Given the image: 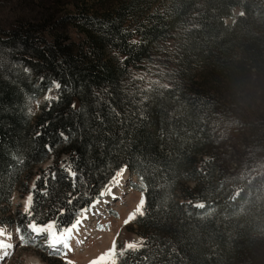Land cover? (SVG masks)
<instances>
[{
    "label": "trees",
    "instance_id": "trees-1",
    "mask_svg": "<svg viewBox=\"0 0 264 264\" xmlns=\"http://www.w3.org/2000/svg\"><path fill=\"white\" fill-rule=\"evenodd\" d=\"M2 1L17 11L0 17V206L59 160L30 191L31 216L6 222L67 226L127 167L144 241L116 264H260L264 103L243 90L253 76L264 87V0ZM234 133L231 168L219 149Z\"/></svg>",
    "mask_w": 264,
    "mask_h": 264
},
{
    "label": "rangeland",
    "instance_id": "rangeland-1",
    "mask_svg": "<svg viewBox=\"0 0 264 264\" xmlns=\"http://www.w3.org/2000/svg\"><path fill=\"white\" fill-rule=\"evenodd\" d=\"M27 9L29 7H24L20 10ZM60 9L67 12L73 11L70 5L62 6ZM15 11H17L15 6H10L5 1L0 2V17L2 16L4 23L11 22L12 18L9 17H13V12ZM241 13L240 8L234 10L235 16ZM231 21L232 19H228L227 23ZM70 33L74 39H78L79 36L75 30L70 29ZM244 88L243 96L246 97L247 101L250 98L259 97L260 100L258 102L260 105H263L261 103H264V87L256 77H251V81ZM57 97L58 88L54 85L46 95L32 102L31 111L33 115H37L40 112L45 102L56 99ZM238 137L239 135L237 133L232 134V138L222 143L219 149L224 159V164L229 165L231 168L235 167L233 161L235 159V151L239 148ZM62 159H66V155H63ZM56 162L58 163L59 160L52 155L44 163L36 166L31 173V177L25 179V182L14 191L11 204L7 207L0 206V242L12 246L8 249H0V264H49V252L52 248L49 246L48 233L37 234L30 230L29 232L26 231L27 235H24L22 231L15 226L9 225L6 221L7 219H14L15 212L18 210L25 212L27 197L30 194L33 196L30 192L33 189V184L36 185L37 180H39L37 178H40L43 172H47L48 168ZM60 166H64V163H61ZM125 171L126 176L122 180V193L119 196H114L115 199L109 196V194L100 197V202L97 207L102 206L103 209L91 214L92 208L87 213V219L83 221L82 228L80 227V231H83L81 234L80 231L78 234H74V237L69 241L71 250L66 253H61V258L67 264H92L102 254L109 252L113 248H115V259L117 262L118 253L125 250L128 243H139L141 241L143 243L144 240L137 233V226L134 225V220L127 225L124 223L143 198L142 194L134 187L138 182L137 177L128 170ZM111 181L107 185H111ZM108 197L111 199L109 200ZM49 223H52V221L47 224ZM45 225L39 226L43 227ZM29 234L31 236L30 239ZM21 235L29 239L26 245H22ZM5 251L8 253L7 256L3 254ZM106 259L111 260L110 257ZM260 264H264V249L260 254Z\"/></svg>",
    "mask_w": 264,
    "mask_h": 264
},
{
    "label": "snow or ice",
    "instance_id": "snow-or-ice-1",
    "mask_svg": "<svg viewBox=\"0 0 264 264\" xmlns=\"http://www.w3.org/2000/svg\"><path fill=\"white\" fill-rule=\"evenodd\" d=\"M56 88L60 87L59 83L55 84ZM61 136H64L63 133H61ZM67 139V137H64ZM70 169V166H69ZM124 169H120L119 172L116 173L115 177H113L112 184L116 185L120 183L119 177L123 174ZM73 177L76 176V172L72 171L70 173ZM39 179V177L37 178ZM53 179H55V174H53ZM36 188V185L33 184V189ZM112 193V187L109 185L105 186V190H102L98 197L93 201V203L87 207L79 209L73 218V220L67 225H58V222L54 221L52 223H49L43 227L37 225L36 223L32 222L29 223L28 227L31 229L32 232L34 233H48V242L49 246L54 250L53 254H61V253H66L67 251H70V244L69 241L74 237V234H78L80 227L82 226V223L84 220L87 219V213L92 210L93 207H95L96 204L100 202V197H104L105 195L111 194ZM44 196H48L49 193L47 190L43 191ZM69 196H71V193H69ZM76 199V197H72L67 201L68 204H71L72 201ZM113 199L115 197L113 196ZM33 204V196L30 194L27 197V202H26V208L25 212L28 213L29 216H31V207ZM145 200L142 198L139 201L138 206L135 208V210L127 217V219L124 221L125 225L128 223L132 222L137 218V216H144L145 215ZM61 214L63 215L64 210L60 209ZM31 238L29 234V239ZM22 245H26L29 242V239H26L24 235H21L20 237ZM142 244V241L137 243V242H131L126 245V249H135L138 250L140 245ZM12 247L9 244L0 242V249H8ZM5 256L8 255L7 251L3 253ZM111 258V260H107L106 258ZM116 253H115V248L110 250L109 252L102 254L97 260L93 261L92 264H116Z\"/></svg>",
    "mask_w": 264,
    "mask_h": 264
},
{
    "label": "bare ground",
    "instance_id": "bare-ground-1",
    "mask_svg": "<svg viewBox=\"0 0 264 264\" xmlns=\"http://www.w3.org/2000/svg\"><path fill=\"white\" fill-rule=\"evenodd\" d=\"M126 169H124V171H123V174L119 177V179H120V183L119 184H116V185H113L112 183H111V185H109V186H111L112 187V193L111 194H109V196H111V197H113V196H119L121 193H122V189H123V184H122V180L125 178V176H126V171H125ZM109 198V197H108ZM111 198H109V200H110ZM97 205L98 204H96V206L95 207H93V210L91 211V214H94L95 212H98V211H100V210H102L103 209V207L101 206H99V207H97ZM82 228V227H81ZM80 231V230H79ZM83 230H81L80 231V234H81V232H82Z\"/></svg>",
    "mask_w": 264,
    "mask_h": 264
},
{
    "label": "water",
    "instance_id": "water-1",
    "mask_svg": "<svg viewBox=\"0 0 264 264\" xmlns=\"http://www.w3.org/2000/svg\"><path fill=\"white\" fill-rule=\"evenodd\" d=\"M123 169H126V170H128V169H127V167H123ZM111 183H112V181H111ZM111 183H110V184H111Z\"/></svg>",
    "mask_w": 264,
    "mask_h": 264
}]
</instances>
